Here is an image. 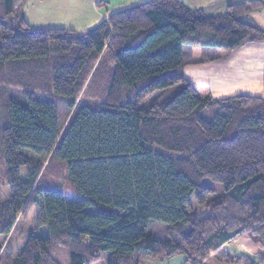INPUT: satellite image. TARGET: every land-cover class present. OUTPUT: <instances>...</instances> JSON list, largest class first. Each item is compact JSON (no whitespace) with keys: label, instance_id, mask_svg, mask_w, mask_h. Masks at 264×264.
I'll return each mask as SVG.
<instances>
[{"label":"trees","instance_id":"16d2710c","mask_svg":"<svg viewBox=\"0 0 264 264\" xmlns=\"http://www.w3.org/2000/svg\"><path fill=\"white\" fill-rule=\"evenodd\" d=\"M26 2L0 0V171L10 189L0 236L33 202L48 235L30 234L11 264H93L106 251L107 264L179 254L208 264L243 233L264 247V99H215L183 74L184 47L264 42L242 20L247 6L207 16L179 0H148L76 31L32 28ZM46 158L66 165L84 199L37 186Z\"/></svg>","mask_w":264,"mask_h":264},{"label":"crops","instance_id":"0c3cea01","mask_svg":"<svg viewBox=\"0 0 264 264\" xmlns=\"http://www.w3.org/2000/svg\"><path fill=\"white\" fill-rule=\"evenodd\" d=\"M145 1L148 0H27L23 15L34 29L84 31L114 11ZM179 1L192 9H202L207 16L222 15L231 6L246 5L242 20L264 31V0ZM183 50V74L200 93H209L219 100L236 95L264 99V42H249L233 51L196 46ZM241 250L236 248V252L244 253Z\"/></svg>","mask_w":264,"mask_h":264},{"label":"rangeland","instance_id":"374dc122","mask_svg":"<svg viewBox=\"0 0 264 264\" xmlns=\"http://www.w3.org/2000/svg\"><path fill=\"white\" fill-rule=\"evenodd\" d=\"M198 57V55H197ZM107 66L112 65V57L109 54L106 55ZM96 99V98H95ZM66 110L63 109V115L65 117ZM216 114L215 108H209L203 113V117L209 121L213 120ZM43 158H41L42 160ZM40 160V158H38ZM23 176L26 178L27 170H22ZM0 200L6 201L10 196V189L7 185L6 176L0 171ZM38 187L53 188L64 191L67 199L69 200H82L85 198L84 195L74 192L73 187L68 180V174L66 170V165L62 162L53 161L48 163V159H45L40 174L37 178ZM203 184L215 189L216 194L222 193L223 186L218 183H214L209 179L203 180ZM40 220V206L39 202L30 203L26 210L19 216L17 222L13 228V232L9 237L0 236V245H3L7 252H4V256L0 261V264H11V259L15 257L16 253L22 249L25 241L28 239L30 234L38 236H47L48 229L43 225H39ZM158 224V223H157ZM162 225V224H160ZM164 226V225H163ZM241 237H236L229 242L228 245L222 246L218 251L210 254V257L206 259L208 264H226L224 259L226 257H234L237 255H248L252 257H258L256 259L264 258V247L258 243L254 242L253 239L248 234L238 235ZM237 249H242L244 253L236 252ZM11 251V253H9ZM9 253V254H8ZM110 257L109 252L102 253V256L93 264H107ZM141 264H185L186 257L182 254L174 256L170 259L157 260L150 256H144L141 258Z\"/></svg>","mask_w":264,"mask_h":264}]
</instances>
